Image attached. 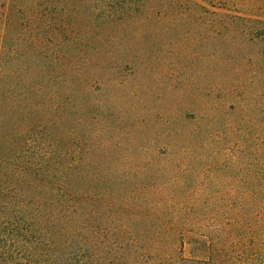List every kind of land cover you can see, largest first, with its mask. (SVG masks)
<instances>
[{"label": "trees", "instance_id": "1", "mask_svg": "<svg viewBox=\"0 0 264 264\" xmlns=\"http://www.w3.org/2000/svg\"><path fill=\"white\" fill-rule=\"evenodd\" d=\"M236 1L0 0V264H264L255 190L116 185L89 173L92 161L61 130L75 95L93 89L88 49L120 65L138 46L129 56L154 65V78L190 79L173 90L187 98L196 67L214 59L228 74L210 113L227 115V98L249 88L264 59V0H239L245 11L231 9ZM193 105L170 120L208 126Z\"/></svg>", "mask_w": 264, "mask_h": 264}, {"label": "rangeland", "instance_id": "2", "mask_svg": "<svg viewBox=\"0 0 264 264\" xmlns=\"http://www.w3.org/2000/svg\"><path fill=\"white\" fill-rule=\"evenodd\" d=\"M230 7L238 11L246 8L239 0ZM141 50L130 47L125 56L129 61L120 65L107 58L108 52L100 58L87 50L92 53L91 65L96 73L91 82L93 89L85 95L74 94L76 99L61 126L63 135L64 131L72 132L67 141L77 144L74 155L90 159L89 173L106 176L116 185L117 177L125 187L142 188L152 183L153 189L173 191L179 187L172 181L188 179L187 185L200 190L247 187L258 193L250 205H264V59L252 74L249 88L227 98V115L218 113L212 117L217 112L210 113L212 101L222 102L221 96L213 94L227 71L214 59H204L194 71L195 89L187 98V94L177 95L173 90L190 79L183 81L175 74L154 78V65L129 56ZM204 89H211V98H205L208 95ZM188 101L194 104L190 111L211 121L207 124L215 132L208 133V126L197 127L198 122L193 120H170L172 109ZM190 129L194 136L187 133ZM87 145L91 146L88 153ZM135 179L133 185L130 181ZM233 179L248 185L228 182ZM188 251L185 243L183 253L187 257Z\"/></svg>", "mask_w": 264, "mask_h": 264}]
</instances>
